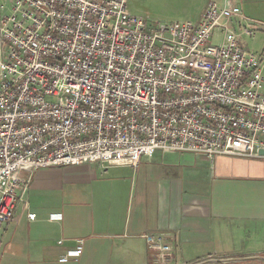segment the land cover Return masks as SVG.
I'll list each match as a JSON object with an SVG mask.
<instances>
[{
  "label": "built area",
  "instance_id": "built-area-1",
  "mask_svg": "<svg viewBox=\"0 0 264 264\" xmlns=\"http://www.w3.org/2000/svg\"><path fill=\"white\" fill-rule=\"evenodd\" d=\"M259 30L229 1L150 24L125 0H0V231L39 168L135 167L157 150L264 157V46L241 42ZM141 237L151 264H188L164 233Z\"/></svg>",
  "mask_w": 264,
  "mask_h": 264
},
{
  "label": "crops",
  "instance_id": "crops-1",
  "mask_svg": "<svg viewBox=\"0 0 264 264\" xmlns=\"http://www.w3.org/2000/svg\"><path fill=\"white\" fill-rule=\"evenodd\" d=\"M209 1L264 22V0H200L193 21ZM144 232L164 233L175 262L264 264V157L157 150L135 167L39 168L0 231V264H151ZM78 238L80 256L58 262Z\"/></svg>",
  "mask_w": 264,
  "mask_h": 264
},
{
  "label": "rangeland",
  "instance_id": "rangeland-1",
  "mask_svg": "<svg viewBox=\"0 0 264 264\" xmlns=\"http://www.w3.org/2000/svg\"><path fill=\"white\" fill-rule=\"evenodd\" d=\"M125 2L128 12L146 19L150 24L185 20L193 21L196 19V13L193 8L200 6L198 4L200 0H125ZM261 35H264L263 30L257 31L254 39L242 36L241 42L250 51L260 50L264 46V40ZM211 42L212 44L220 43V34L218 32L213 34Z\"/></svg>",
  "mask_w": 264,
  "mask_h": 264
},
{
  "label": "water",
  "instance_id": "water-1",
  "mask_svg": "<svg viewBox=\"0 0 264 264\" xmlns=\"http://www.w3.org/2000/svg\"><path fill=\"white\" fill-rule=\"evenodd\" d=\"M258 153L264 155V149H259Z\"/></svg>",
  "mask_w": 264,
  "mask_h": 264
}]
</instances>
